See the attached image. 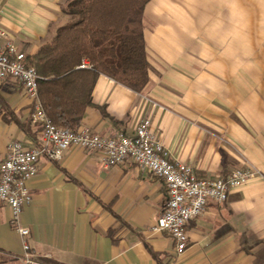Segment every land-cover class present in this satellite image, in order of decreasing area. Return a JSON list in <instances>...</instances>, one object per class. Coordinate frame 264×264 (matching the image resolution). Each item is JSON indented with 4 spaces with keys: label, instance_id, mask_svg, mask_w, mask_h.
I'll use <instances>...</instances> for the list:
<instances>
[{
    "label": "crops",
    "instance_id": "0c3cea01",
    "mask_svg": "<svg viewBox=\"0 0 264 264\" xmlns=\"http://www.w3.org/2000/svg\"><path fill=\"white\" fill-rule=\"evenodd\" d=\"M68 1L0 0L2 25L30 56L70 20ZM143 35L146 85L136 92L100 74L77 128L131 135L148 118L169 158L197 177L243 166L260 176L221 204L209 200L176 254L167 233L150 230L166 201L163 180L129 159L106 166L98 152L69 146L59 161L40 158L27 182L19 222L28 243L55 264H264V0H149ZM31 112L22 86L0 81V163L9 141L39 142ZM10 218L1 205L0 264L22 254Z\"/></svg>",
    "mask_w": 264,
    "mask_h": 264
},
{
    "label": "built area",
    "instance_id": "2783aa9c",
    "mask_svg": "<svg viewBox=\"0 0 264 264\" xmlns=\"http://www.w3.org/2000/svg\"><path fill=\"white\" fill-rule=\"evenodd\" d=\"M1 17L0 10V81L9 79L22 86L32 102V120L40 131L37 144L9 141L0 163V206H9L10 223L21 237L19 264H55L41 259L32 250L27 241L29 228L20 224L19 216L23 206L31 201L27 182L37 173L40 158L59 161L69 146L98 152L101 162L106 166L129 159L140 170L163 180L166 201L150 230L167 233L174 240L176 254L183 252L187 246L188 222L203 212L209 200L221 204L227 200L232 189L244 186L260 176L258 169L243 166L231 170L224 177H197L189 164L169 158L167 149L153 133L148 118L138 120L131 135L121 132L102 135L86 128L73 129L54 124L39 99L36 69L13 42L2 25ZM88 66L90 64L87 61L80 64V67Z\"/></svg>",
    "mask_w": 264,
    "mask_h": 264
},
{
    "label": "trees",
    "instance_id": "16d2710c",
    "mask_svg": "<svg viewBox=\"0 0 264 264\" xmlns=\"http://www.w3.org/2000/svg\"><path fill=\"white\" fill-rule=\"evenodd\" d=\"M149 0H69L70 18L27 56L38 74V95L58 126L76 129L100 74L139 92L150 68L143 35ZM82 61L90 66L80 67ZM156 255L155 253H153Z\"/></svg>",
    "mask_w": 264,
    "mask_h": 264
},
{
    "label": "rangeland",
    "instance_id": "374dc122",
    "mask_svg": "<svg viewBox=\"0 0 264 264\" xmlns=\"http://www.w3.org/2000/svg\"><path fill=\"white\" fill-rule=\"evenodd\" d=\"M262 46L263 44H257V49H256L257 53L259 52V47H262ZM244 55L247 56L246 53ZM240 61H241V65L243 66H247L248 62H252V60H249L247 57L241 59Z\"/></svg>",
    "mask_w": 264,
    "mask_h": 264
}]
</instances>
